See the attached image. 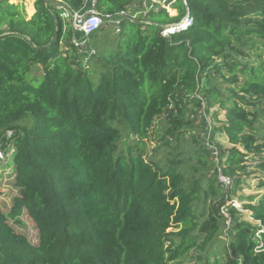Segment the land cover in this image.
<instances>
[{
	"label": "trees",
	"instance_id": "16d2710c",
	"mask_svg": "<svg viewBox=\"0 0 264 264\" xmlns=\"http://www.w3.org/2000/svg\"><path fill=\"white\" fill-rule=\"evenodd\" d=\"M11 1L0 0V148L13 149L17 194L9 212L0 207V264H210L223 237L221 208L242 184L247 159L257 160L262 194L244 209L264 228L256 112L264 100V0H189L194 25L168 38L162 29L187 14L181 1L174 16L125 20L116 47L91 58L93 70L61 44L76 32L57 7L79 11L85 0H36L32 17ZM136 2L96 0V8L114 18ZM199 96L225 112L215 133L230 144L222 148L224 173L234 179L228 193L196 134L193 151L146 153L164 116L165 147L188 142L184 108L200 105ZM23 214L38 230L36 245L11 223L22 225ZM234 229L224 263L264 264V233L262 245L254 238L260 227L236 218Z\"/></svg>",
	"mask_w": 264,
	"mask_h": 264
},
{
	"label": "built area",
	"instance_id": "2783aa9c",
	"mask_svg": "<svg viewBox=\"0 0 264 264\" xmlns=\"http://www.w3.org/2000/svg\"><path fill=\"white\" fill-rule=\"evenodd\" d=\"M181 1L186 8V16L178 24H173L170 26H165L161 31V36L168 38L176 32H181L187 30L194 25V19L189 14V0H137L136 3L129 6L127 10L121 12L117 17L111 18L110 16L104 17L101 15L96 8V0H85V5L79 11L70 12L64 6H59L63 18L71 22L74 31L76 32L69 41H63L64 52L68 51V45L76 48L78 54L85 56V60L97 55L96 49L92 46L91 40L95 35L100 34L103 27L106 25L107 20L111 21L114 25V31L116 34H121L123 23L125 20L132 22L146 23V19L151 15L161 11H167L170 16H174L176 13L175 5ZM194 97H192L193 99ZM202 100L201 104L194 107L189 118L191 120H197L200 125L205 123V129L201 135V143L210 154L214 165V172L217 174L218 183L220 188L228 193V191L234 185V179L227 176L224 173L223 165V151L217 144L215 140V128L210 120V111L203 97L199 96ZM12 132H8V137H12ZM13 157V149L9 153H6L0 148V161L3 164H8L10 158ZM234 208L236 211L235 215H232L230 208ZM221 215L223 221V227L225 233H230L233 238L235 235V223L236 218L238 220H244L254 223L260 227L254 238L259 241L262 245V234L264 233V228L261 223L254 222L252 218V213L245 210L243 206L238 204L235 198L228 201L226 206L221 208ZM245 217L248 220H245ZM231 238V239H232ZM259 252V251H257Z\"/></svg>",
	"mask_w": 264,
	"mask_h": 264
},
{
	"label": "rangeland",
	"instance_id": "374dc122",
	"mask_svg": "<svg viewBox=\"0 0 264 264\" xmlns=\"http://www.w3.org/2000/svg\"><path fill=\"white\" fill-rule=\"evenodd\" d=\"M10 3L15 4V1L12 0ZM24 3L28 4L26 0L24 1ZM58 8L59 6L57 7V9ZM101 33H102L101 35H98V37L94 39V44L96 46V51L98 56L102 54L105 48L108 47L109 49H112L113 47H116L119 40L121 41L122 39L120 34L115 33L113 23L108 20L106 22V25L101 30ZM250 47L251 46H249L246 50L249 51ZM260 52L263 54L264 57V52L262 51ZM96 59L90 58L89 60H84L83 66L90 67V69L93 70ZM243 60H247V59L244 58ZM253 60L255 59L252 58V61ZM253 62L255 63V61ZM91 76L95 78L96 75L91 74ZM218 86L220 87V89H222V91L225 94L229 92L227 84H221ZM194 107H196V105H194L193 102L189 101L186 104V107L184 108V114L186 118L183 116V122L185 123L183 130L186 132L185 138L188 139V142L178 147L176 144L174 145L172 144L171 146L165 147L164 142L160 141L169 127L168 122L166 121L167 117L164 116L156 122L155 128L153 130L155 134L153 133L154 136L151 137L150 140H148V145L146 148L147 156H152L154 150H156V158L158 159H162L164 155L170 150L179 149L188 152V149L192 147L191 151H193L196 149V147L194 148L192 144L193 143L191 140L192 134L197 135V139L199 138L200 144L202 145L201 135L203 134V131L198 130V127L200 126V122L197 120H191L189 118ZM209 111H210L209 118L213 123L214 128L219 129L223 124V122H225V112L223 110L218 109V106L214 108H209ZM256 112L258 113V117H259L258 128L260 130H264V100L259 102V107L256 108ZM215 140L219 145V147L221 149L223 148V150L225 148L230 147V144L228 143L224 133L222 134L219 132L218 134H215ZM130 143H131L130 139L125 140L122 149L126 150V148L128 147L127 145ZM210 162L211 164L213 163L211 157H210ZM256 162L257 160L247 159V166L249 167L245 171H242L243 182L240 185V187L237 189L236 195L234 197L235 200L238 202V204H240L243 207L249 201L256 203L258 201V198H260L261 196L260 193L262 191L258 190L257 188L258 180L256 178L260 176V173L256 169ZM213 172H214V168L211 171V173ZM14 178H15V172L13 168V157H12L10 158L8 164L5 165L2 162L0 163V207L4 211H8V212L12 208L13 197L17 194V190L13 186ZM209 204L210 202L209 203L207 202L205 204L206 209L209 208ZM20 219L22 221V225H16L13 221L11 222L12 225L15 227V229L18 232H21L24 235H26L32 244L34 245L38 244L39 235L35 223L28 217L27 214H23V216ZM245 220H248V218L245 217ZM231 236L232 235H230V233H225L223 230L222 239L216 243L214 247V251L209 257L210 264H214L216 261H219L221 264H225L224 261L227 256V246L230 243V240L232 238ZM180 264H195V263L193 262L192 259L185 258L184 260H181Z\"/></svg>",
	"mask_w": 264,
	"mask_h": 264
},
{
	"label": "crops",
	"instance_id": "0c3cea01",
	"mask_svg": "<svg viewBox=\"0 0 264 264\" xmlns=\"http://www.w3.org/2000/svg\"><path fill=\"white\" fill-rule=\"evenodd\" d=\"M16 4H19V5H23L26 9V12H27V15L28 17H32L34 14H35V2L36 0H26L27 3H24L25 0H14ZM102 33L100 32V34L98 35H101ZM98 35H95L92 40H91V43H92V46L96 49V46L94 44V39H96L98 37ZM262 194V192L260 193V195ZM259 199V198H258Z\"/></svg>",
	"mask_w": 264,
	"mask_h": 264
}]
</instances>
